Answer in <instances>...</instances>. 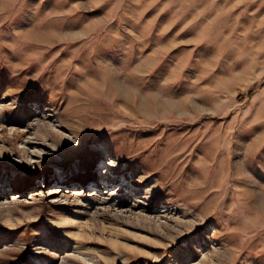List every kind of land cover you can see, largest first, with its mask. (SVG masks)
<instances>
[{
    "label": "rangeland",
    "instance_id": "obj_1",
    "mask_svg": "<svg viewBox=\"0 0 264 264\" xmlns=\"http://www.w3.org/2000/svg\"><path fill=\"white\" fill-rule=\"evenodd\" d=\"M26 4L0 0V264H264V0Z\"/></svg>",
    "mask_w": 264,
    "mask_h": 264
},
{
    "label": "snow or ice",
    "instance_id": "obj_2",
    "mask_svg": "<svg viewBox=\"0 0 264 264\" xmlns=\"http://www.w3.org/2000/svg\"><path fill=\"white\" fill-rule=\"evenodd\" d=\"M33 5H37V0H27L26 7H31V8H32ZM37 6H38L40 9H42L43 6H44V4L41 3V4L37 5ZM3 91H4L3 89H0V94H2ZM196 227H197V226H194L193 230H195Z\"/></svg>",
    "mask_w": 264,
    "mask_h": 264
},
{
    "label": "bare ground",
    "instance_id": "obj_3",
    "mask_svg": "<svg viewBox=\"0 0 264 264\" xmlns=\"http://www.w3.org/2000/svg\"><path fill=\"white\" fill-rule=\"evenodd\" d=\"M56 188H58V187H56ZM134 189H135V187L133 188V190ZM60 192H62V189H60V190L59 189H53V190L49 191L50 194H56V193H60ZM90 216H92V215H90ZM92 217H94V216H92Z\"/></svg>",
    "mask_w": 264,
    "mask_h": 264
}]
</instances>
